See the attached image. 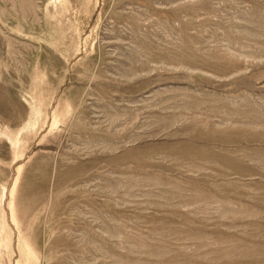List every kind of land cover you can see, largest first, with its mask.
I'll list each match as a JSON object with an SVG mask.
<instances>
[{"label":"rangeland","instance_id":"374dc122","mask_svg":"<svg viewBox=\"0 0 264 264\" xmlns=\"http://www.w3.org/2000/svg\"><path fill=\"white\" fill-rule=\"evenodd\" d=\"M0 264H264V0H0Z\"/></svg>","mask_w":264,"mask_h":264}]
</instances>
